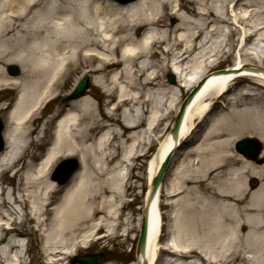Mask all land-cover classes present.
Returning <instances> with one entry per match:
<instances>
[{
  "label": "bare ground",
  "instance_id": "6f19581e",
  "mask_svg": "<svg viewBox=\"0 0 264 264\" xmlns=\"http://www.w3.org/2000/svg\"><path fill=\"white\" fill-rule=\"evenodd\" d=\"M248 1L0 0V89H18L0 152V264H25L23 237L36 230L47 263L61 264L100 228L112 233L121 217L125 234L129 212L121 208L130 200L132 166L156 146L144 167L141 209L173 145L171 126L165 134L158 127L178 110L182 90L201 80L172 154L180 160L150 205L148 264H264V19L239 11ZM232 51L233 64L216 68ZM10 64L20 67L18 76L8 74ZM168 69L173 83L163 80ZM81 72L109 98L106 110L89 93L69 100L38 161L29 157L8 176L32 142L28 121L69 81L76 86ZM240 80L237 92L223 91ZM244 135L263 143L254 159L236 158L233 144ZM70 155L80 165L60 186L49 174ZM248 177L259 182L248 187ZM163 205L169 224L160 242ZM124 264H140V256Z\"/></svg>",
  "mask_w": 264,
  "mask_h": 264
},
{
  "label": "rangeland",
  "instance_id": "374dc122",
  "mask_svg": "<svg viewBox=\"0 0 264 264\" xmlns=\"http://www.w3.org/2000/svg\"><path fill=\"white\" fill-rule=\"evenodd\" d=\"M253 4L252 6L247 7L248 4ZM239 11H243L244 9H248L251 11L253 9V12H255V18L258 21H262L264 19V0H250L247 3L242 4L241 6H238ZM166 22L173 26L177 22V18L175 16H167ZM138 32H141V29L138 30ZM137 33V32H136ZM237 35H234L231 39L233 40L234 44L232 45V49H235V42H236ZM258 41L260 39H257ZM263 46V47H262ZM260 49H264V45H262ZM231 54L228 57H220L215 62L216 68H222L226 66H231L234 62V54L235 51L230 52ZM260 54V52H259ZM257 56V55H256ZM264 64V62H263ZM16 65V64H14ZM19 69L20 67L16 65ZM6 70L8 74L10 72L7 69ZM20 74V71L16 75L12 76H18ZM170 74L169 69L165 72V75L163 77L164 82H169L168 75ZM83 75L88 76V86L85 90V93H89L91 97L93 98V101L95 104H98V107H100L102 110H106L105 105L109 101V98L106 97L105 94H103L102 88L93 85L91 81V77L89 74L81 72L77 76L82 77ZM80 80V79H79ZM74 80L69 81L64 88L56 91V93L53 94V98L48 101L47 103H44L43 106L36 111L34 116L28 121L27 126L30 127L32 130L29 137L32 140L31 143H29L26 152L23 153L16 161L17 164H24L29 157H31L34 162L38 161V157L42 155L45 151L47 146L49 145L52 136L53 131L55 127V123L58 117L61 116V112L58 113V109H61L62 106L67 103L68 101H62V98L66 96L68 93L72 91L74 88L73 86ZM246 82L244 80H240L237 84L242 85ZM236 84V85H237ZM17 88L10 87L6 89L0 90V118L2 119L3 123L6 125V113L10 109L11 104L13 103V100L17 94ZM90 90V91H89ZM183 91V95H186L185 91ZM52 97V96H50ZM115 114H118L120 110H116ZM177 113V112H176ZM175 112L170 113V115L162 120V125L158 127V129H162L161 134H165L171 124L173 123V120L176 115ZM103 122H108V120L103 119ZM107 131V129L97 130L94 134L102 133ZM156 131H158L156 129ZM39 136V140L36 141L34 138L36 136ZM244 135L243 137H245ZM255 137V136H252ZM257 138V137H255ZM235 144V143H234ZM233 144V148L236 153V158L239 156L237 155V151L235 149V145ZM155 145H151L146 155L141 156L139 159L135 160V167L131 170L130 178L128 180L129 185L126 190L127 197L130 198L129 201H126L127 203L122 208L121 213L124 214L126 212H129V227L125 234H122L121 228V218L120 223L116 226V228L113 230L112 233H108L106 231L105 227L100 228L96 235L91 238L89 243H87L86 246H78L76 254H85V253H95V252H102L105 254V263H111V264H124L129 261H134L136 258V243L138 239L139 234V226H137V216L139 213H141L140 206L142 204V197L143 192L146 189V181L144 178V167L145 163L148 160V158L151 156L153 151L155 150ZM262 149H263V143H262ZM34 152V153H33ZM33 153V155H32ZM240 154V153H238ZM69 157H75L78 158L77 155H70V156H62L60 157L52 166L49 177L51 178V172L56 165V163L63 159V158H69ZM264 157V154H263ZM178 157L175 156L174 158L171 157L170 162L166 168V171L163 175L162 182L165 183L167 181V178H169L170 170L177 164ZM180 160V159H179ZM264 163V159L260 162ZM89 166H92V163L89 162ZM252 177H248V187H250L249 182ZM264 180V179H262ZM259 182V180H258ZM56 183V182H55ZM10 185V183H6ZM64 185V184H61ZM60 185V186H61ZM59 197V191H57L52 198V203H54L57 198ZM164 198V196H162ZM168 210L169 208L165 205L162 207V211L164 212L163 215V225L162 230L160 234V242L163 241V239L167 236L168 229L167 226L169 224V217H168ZM101 212H98L96 216H99ZM122 216V215H121ZM33 223H29L31 225ZM25 237V238H24ZM23 238L27 240V255L29 258V262L27 263V260H25V264H51L47 263L48 259L46 255H44V245H43V237L40 230H36V232H31L29 235L24 236ZM71 259V256H68L62 263L69 264V260ZM52 264H61L59 263H52Z\"/></svg>",
  "mask_w": 264,
  "mask_h": 264
},
{
  "label": "water",
  "instance_id": "95a60500",
  "mask_svg": "<svg viewBox=\"0 0 264 264\" xmlns=\"http://www.w3.org/2000/svg\"><path fill=\"white\" fill-rule=\"evenodd\" d=\"M117 1L127 2L131 0H117ZM9 72L12 74H16L18 73V68L15 65H10ZM169 80L171 82L174 81V78L172 77V75H169ZM203 82L204 80H201L191 90V92L187 95V97L185 98V100L182 102L180 106V109L174 119L173 125L169 131L172 141H173V145L168 151V153L166 154V156L164 157V159L162 160L161 164L159 165L153 177L150 191L147 194L146 199L144 201L140 232H139L137 247H136V255L140 256V264H148V259L146 256V241L148 237V219H149L150 205L158 191L163 173L169 162V159L175 147L178 144L179 130H180L182 119L184 117L185 109L187 105L190 103V101L192 100L195 93L199 90ZM87 86H88V77L84 76L80 80V82L78 83L74 91L69 96L64 97L63 100H68L70 98H75V97H78L84 94V90L87 88ZM2 128H3V123L0 119V151L2 150L4 146V139L2 137ZM235 148L238 152H240L245 157L254 159L261 149V143L256 138L249 136V137H244L240 139L239 141H237L235 144ZM77 166H78V161L74 158L61 160L55 167L51 178L56 180L59 184H62L70 178V176L76 170ZM256 184H257V180L253 178L250 181V185L255 186ZM102 262H104L103 253L83 254L79 256H74L70 260V264H75V263L76 264H100Z\"/></svg>",
  "mask_w": 264,
  "mask_h": 264
}]
</instances>
